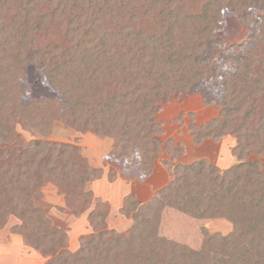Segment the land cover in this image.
Here are the masks:
<instances>
[{
	"label": "trees",
	"instance_id": "16d2710c",
	"mask_svg": "<svg viewBox=\"0 0 264 264\" xmlns=\"http://www.w3.org/2000/svg\"><path fill=\"white\" fill-rule=\"evenodd\" d=\"M263 13L264 0H0V229L15 217L13 233L43 264H264ZM226 14L251 28L244 42L225 46L218 37ZM29 65L55 98H29ZM193 95L218 115L188 126L191 139L228 134L237 162L224 171L204 159L177 165L149 202L126 195L122 211L139 221L128 233L101 231L97 204L100 229L68 251L66 235L36 205L39 190L54 185L76 212L98 171L75 159L79 148L47 139L54 123L111 138V174L142 179L163 147L159 105ZM17 124L42 138L24 141ZM167 207L231 231L203 227L198 250L169 243L157 235Z\"/></svg>",
	"mask_w": 264,
	"mask_h": 264
},
{
	"label": "rangeland",
	"instance_id": "374dc122",
	"mask_svg": "<svg viewBox=\"0 0 264 264\" xmlns=\"http://www.w3.org/2000/svg\"><path fill=\"white\" fill-rule=\"evenodd\" d=\"M222 28L217 34L224 41L225 46L242 43L251 34V28L240 24L236 16L232 14L224 16ZM26 70L29 98L56 97V94L44 83L41 72L35 66L29 65ZM217 111L215 104L204 105L199 95L181 100L172 98L161 103L155 117L161 122L160 141L163 147L154 160L150 173L142 179L122 178L117 168L114 174H111L110 166L106 161L107 154L115 145L111 138H100L91 132L81 133L62 122H55L47 139L79 148L80 153L75 159H84L92 170L98 171L95 177L88 178L86 190L89 191L85 193L86 198L80 201L83 204L80 203L76 212L65 207L64 196L57 193L54 185L47 184L39 190L40 197L37 198L36 205L45 212L53 227L66 235V249L70 252L77 251L82 236L100 229L94 224L97 219H92L91 216L98 205H101L105 211L104 217L100 219V223L103 224L101 231L128 233L134 230L139 221L134 217L126 216L122 211L124 197L132 195L135 197L134 201L140 204L149 202L157 191L166 187L174 179V169H172L174 166L189 165L195 160L204 159L207 163L224 171L236 163L237 160L231 155V148L236 144V139L232 136L225 134L217 139L206 138L196 144L188 131L190 125L201 126L215 118L218 115ZM15 130L24 141L42 138L36 132L24 128L22 124H17ZM257 158L264 163V156ZM257 158L250 155L247 160ZM165 162L169 166H166ZM96 191L99 193L96 194ZM19 223L15 217L9 216L5 226L0 229V264H43L45 259L35 251L34 247L13 233L12 228ZM157 225V235L160 238L192 250L200 248L203 227L212 233L222 235H227L231 231V225L225 221H197L176 207L165 208L159 216ZM13 235L17 236L14 238L18 241H10Z\"/></svg>",
	"mask_w": 264,
	"mask_h": 264
},
{
	"label": "crops",
	"instance_id": "0c3cea01",
	"mask_svg": "<svg viewBox=\"0 0 264 264\" xmlns=\"http://www.w3.org/2000/svg\"><path fill=\"white\" fill-rule=\"evenodd\" d=\"M95 184V183H94ZM99 192L98 191H96V194H98ZM145 193V192H144ZM16 235H13V236H11V238H10V241L12 242V241H18L16 238H14ZM17 237V236H16ZM8 243V242H7Z\"/></svg>",
	"mask_w": 264,
	"mask_h": 264
}]
</instances>
